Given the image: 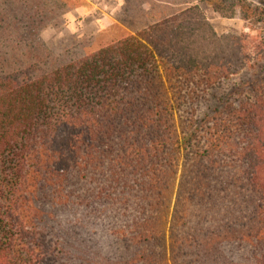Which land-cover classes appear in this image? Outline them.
Masks as SVG:
<instances>
[{
    "label": "trees",
    "instance_id": "obj_1",
    "mask_svg": "<svg viewBox=\"0 0 264 264\" xmlns=\"http://www.w3.org/2000/svg\"><path fill=\"white\" fill-rule=\"evenodd\" d=\"M76 7L0 0V264H233L231 244L258 250L238 264H264V47L218 36L198 5L91 52L44 43L42 31ZM247 71H262L248 104L178 130L192 79L213 86ZM94 174L107 181L96 191ZM130 182L152 214L123 245L104 231L113 208L70 222L40 207L47 186L70 213L64 187L85 184L93 208L102 195L116 204L110 193L133 192ZM167 235L169 260L157 251ZM139 246L147 252L133 255Z\"/></svg>",
    "mask_w": 264,
    "mask_h": 264
},
{
    "label": "rangeland",
    "instance_id": "obj_2",
    "mask_svg": "<svg viewBox=\"0 0 264 264\" xmlns=\"http://www.w3.org/2000/svg\"><path fill=\"white\" fill-rule=\"evenodd\" d=\"M77 7L70 12L63 15L59 21L53 23L41 33V38L48 46L57 51H62L69 47H78L80 52H91L99 49L100 47L112 42H116L126 36L134 35L142 29L149 27L150 25L161 21L167 17L175 15L183 10H186L194 5H198L208 24L212 27L218 36L232 35L240 37L245 35L248 46L262 45L264 47V0H75ZM221 8V12L216 11V8ZM231 8L234 9L232 18L227 16L231 15ZM258 10L260 12L256 17L252 16L251 10ZM250 18L247 21L243 20ZM253 18V19H252ZM264 50V48H262ZM264 67V63L262 64ZM258 71V70H257ZM256 71V72H257ZM254 71H247L236 76H233L227 80H222L219 84L213 85L209 83L208 86L204 84V77L198 76L191 80L193 85H188V88H184L181 95L184 96L183 102L180 104L179 111L176 115L177 128L181 132L194 130L198 126V120L202 118V115L211 114L215 110L223 112L224 116L228 115V109L230 106L237 108L240 102L248 104L246 99L253 98L254 94L251 90H254V85L258 79V76H262L260 71L256 74ZM253 88V89H252ZM184 93V94H183ZM193 122V128L190 127V123ZM236 139L240 142V133L236 136ZM225 155L218 158L223 162H228ZM182 157L181 160H183ZM108 165V164H105ZM240 170H236L235 174ZM82 174V173H81ZM77 175V174H76ZM87 176H90L87 175ZM179 176L177 177V183H179ZM241 176V174H240ZM108 177V176H107ZM92 178L95 179V184L92 188L95 191L107 184L103 178L94 174ZM107 179V178H106ZM130 180L135 178L130 177ZM131 184V182H130ZM82 186L63 188V194H66L71 202V212L68 213L63 210V206H54V201L59 200L58 193L52 187L42 189L39 192L40 207H44V212L51 219L68 220L70 222L79 221L80 219H86L91 215L99 214L101 210L104 213H108V210L114 209V215L111 214L112 220H109L105 224L104 231L108 234L111 232L117 233L120 244L123 245L126 241L128 243L129 238L133 234L131 232L132 226L136 222H140L141 219L152 214V211L144 203L139 200V190L134 186V191L130 193L119 194L120 191L110 193V199H116L118 202L114 205L111 204L109 199H106L104 195L101 197L105 200H101L98 205H94L93 208H86L85 202H91L92 198L86 189ZM95 191H93L95 193ZM71 192V193H70ZM73 192V193H72ZM177 192V189L175 190ZM171 203V214L175 207V194ZM123 193V192H122ZM76 196V197H71ZM95 195V194H93ZM38 198V196H37ZM79 198V199H77ZM128 201L129 204H124ZM82 200V201H81ZM84 202V203H83ZM121 203V204H120ZM79 206L80 208L76 207ZM114 206V207H113ZM55 207V210L59 209L57 214L51 209ZM66 207H69L66 205ZM141 209L144 212H141ZM179 210L182 209V203L179 205ZM144 215V216H143ZM110 217V218H111ZM61 218V219H60ZM78 223V222H76ZM175 229V232L179 237H183L186 234V230ZM170 237V236H169ZM168 235L165 241L158 246V250L161 255L167 260L170 259V246ZM57 238V237H56ZM55 237L53 241L57 240ZM255 247L256 243L250 241ZM155 246H151L150 249H155ZM249 249L248 252L242 251L240 246L231 244L227 247V256L233 264L243 262L244 258L248 262H253V257L258 254L257 248L246 246ZM263 249V248H262ZM147 252V249L143 246L132 249L133 255H138V252ZM151 250H149L150 252ZM132 255V256H133ZM232 258V259H231Z\"/></svg>",
    "mask_w": 264,
    "mask_h": 264
}]
</instances>
